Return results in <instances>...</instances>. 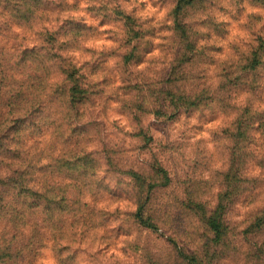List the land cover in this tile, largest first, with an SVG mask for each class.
<instances>
[{
    "label": "clouds",
    "instance_id": "1",
    "mask_svg": "<svg viewBox=\"0 0 264 264\" xmlns=\"http://www.w3.org/2000/svg\"><path fill=\"white\" fill-rule=\"evenodd\" d=\"M0 264H264V0H0Z\"/></svg>",
    "mask_w": 264,
    "mask_h": 264
}]
</instances>
